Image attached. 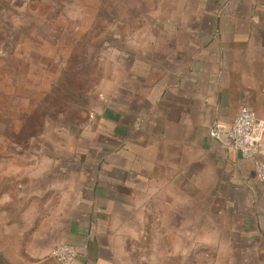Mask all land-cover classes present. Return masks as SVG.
<instances>
[{
  "label": "crops",
  "instance_id": "crops-1",
  "mask_svg": "<svg viewBox=\"0 0 264 264\" xmlns=\"http://www.w3.org/2000/svg\"><path fill=\"white\" fill-rule=\"evenodd\" d=\"M149 21L114 36L86 121L53 159L28 175L26 143L0 146L19 158L0 162V264H59L60 244L71 264H128L155 218L212 264H264V153L208 135L242 106L264 120V0H161Z\"/></svg>",
  "mask_w": 264,
  "mask_h": 264
},
{
  "label": "rangeland",
  "instance_id": "rangeland-1",
  "mask_svg": "<svg viewBox=\"0 0 264 264\" xmlns=\"http://www.w3.org/2000/svg\"><path fill=\"white\" fill-rule=\"evenodd\" d=\"M160 2L0 0V146L26 143L28 175L35 161L51 160L52 142L62 145L66 132L85 123L86 94L99 82L114 36L143 31ZM17 94L25 100L18 102ZM1 160L19 158L0 149ZM160 224L155 218L128 250V264H212L211 250L190 248L188 238L161 232Z\"/></svg>",
  "mask_w": 264,
  "mask_h": 264
},
{
  "label": "built area",
  "instance_id": "built-area-1",
  "mask_svg": "<svg viewBox=\"0 0 264 264\" xmlns=\"http://www.w3.org/2000/svg\"><path fill=\"white\" fill-rule=\"evenodd\" d=\"M208 135L215 140L226 137L232 150L244 158L253 159L256 155L264 153V120L259 119L256 113L246 106L240 107L229 125L215 122L209 128ZM254 170L257 181L264 184V163L255 161ZM51 257L59 264H71L75 258V249L70 244H60L52 250Z\"/></svg>",
  "mask_w": 264,
  "mask_h": 264
}]
</instances>
